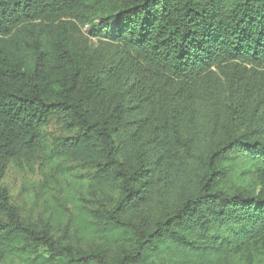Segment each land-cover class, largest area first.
Returning a JSON list of instances; mask_svg holds the SVG:
<instances>
[{
  "label": "trees",
  "instance_id": "obj_1",
  "mask_svg": "<svg viewBox=\"0 0 264 264\" xmlns=\"http://www.w3.org/2000/svg\"><path fill=\"white\" fill-rule=\"evenodd\" d=\"M238 61L264 68V0H0V183L73 162L91 193L56 236L66 206L30 223L0 186V264H229L264 243V105L204 83ZM233 162L253 179L228 193Z\"/></svg>",
  "mask_w": 264,
  "mask_h": 264
},
{
  "label": "rangeland",
  "instance_id": "obj_2",
  "mask_svg": "<svg viewBox=\"0 0 264 264\" xmlns=\"http://www.w3.org/2000/svg\"><path fill=\"white\" fill-rule=\"evenodd\" d=\"M76 32L84 39V43L96 50L100 56L111 54L119 48L106 39L94 38L91 25L86 27L79 25ZM204 80L207 85L216 83L222 99L231 97L234 101L238 96L243 95L245 98L240 101L239 109L245 117L250 114L257 100L261 102L260 108L264 105V68L253 67L241 61L227 63L209 70ZM214 108L218 118H221L224 108L219 105ZM63 134L62 128L56 122L46 129V137L49 141ZM233 166L232 175L220 185V188L228 193H232L240 185L251 183L253 179V176H248L242 165L233 162ZM88 175L84 165L73 162L60 163L57 167L43 165L41 162L30 166L13 164L8 168L0 186L8 190L11 203L18 207L24 220L30 223L48 224L52 221V214L66 206L64 218L54 229L56 236H61L63 231L71 235L74 232V217L71 214L72 206L68 202L71 198L91 196ZM97 197L100 203L107 204L104 193L100 192ZM74 244L87 247V244L77 238ZM5 264L22 263L16 260ZM153 264L181 263L176 260H157ZM229 264H264V243L253 247L246 255L233 258Z\"/></svg>",
  "mask_w": 264,
  "mask_h": 264
}]
</instances>
